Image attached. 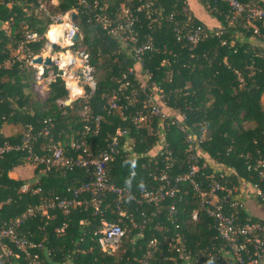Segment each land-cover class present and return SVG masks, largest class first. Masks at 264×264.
<instances>
[{
	"label": "trees",
	"instance_id": "obj_1",
	"mask_svg": "<svg viewBox=\"0 0 264 264\" xmlns=\"http://www.w3.org/2000/svg\"><path fill=\"white\" fill-rule=\"evenodd\" d=\"M199 2L220 21V32L196 18L186 0H87L88 7L79 0H57L53 8L55 13L72 8L76 10L80 33L75 46L89 52L97 78L95 90L86 101L79 99L65 105L58 102L68 94L60 79L48 83V96L44 101H33L24 90L27 81L23 77L27 67L23 59H14L6 64L23 37L24 27L43 35L48 24L52 23L50 15L34 13L37 0H0V126L3 123L20 124L22 129L19 134L10 136L17 139L27 125L37 130L43 125L44 118L52 117L55 138H59L56 131L63 136L73 130L74 137L78 135L76 131L81 124L77 121L78 112L87 104L92 114H104L98 134L92 136L94 150L105 147L108 135L120 129L119 142L130 138L134 151L141 154L128 158L121 151L110 162L108 170L110 183L137 191L142 185H149L150 170L157 171L164 166L161 135L176 158L172 174L184 172L190 164L184 151L185 134L176 123L158 117H151L142 123L134 121L137 112L144 111V92H152L157 100L161 89L165 104L185 117L182 121L185 129L197 136L204 134L205 139L200 143L203 154L198 158L199 164L205 162L207 172L227 170L225 184L228 186L239 185L241 181H258L256 171L248 170L246 166L249 159L253 161L259 155L264 157V45L258 44L264 41V36L260 37V34L264 35V20L257 22L259 34H254L240 17L235 23H228V7L223 1ZM122 5L129 6L138 17L133 27L136 42L126 40V46H122L120 39L108 34L96 19L98 14L116 20ZM138 5L142 8L136 11ZM53 11L50 14H54ZM198 25L209 34L192 43L187 40L186 33ZM43 42L44 38H40L28 44L26 52L38 53ZM147 43L149 47L139 53L143 60L140 69L147 71L150 79L141 83L136 77L134 66L138 67L137 59L131 48ZM130 68L133 71L130 72ZM123 74H127L131 83L129 86L122 85ZM132 88H136L139 95L136 101L130 102ZM112 97L121 107L106 113L105 108ZM244 123H248V127ZM3 138L0 133V142ZM23 155L21 151H13L0 158V219L20 214L30 203H38L41 193L51 191L61 197H70L72 194L68 186L80 185L86 179L84 169L79 167L65 173L52 169L41 172L37 185L21 191L24 181L11 178L8 171L26 162ZM155 156L158 157L157 164L152 161ZM132 171L134 175L130 174ZM35 172H39L37 168ZM259 184L264 190V183L259 181ZM37 186L41 187V191L34 193L33 189ZM179 193H193L191 185L182 182ZM187 198H190L189 194H186ZM188 201L177 202L182 231L186 230V218L195 206ZM170 202L169 198L163 201V208L150 218L142 236H136L134 232L122 240L124 250L119 255L101 252L90 240L88 231L101 227L100 217L91 214L90 208L74 209L68 215V226L60 234L55 232L62 217L60 212L48 224L43 221L44 218L30 220L27 228L33 232L32 240L44 239L45 245L54 246L56 259L61 261L66 259L62 256L63 251L74 249L70 257L74 264H138L150 237L156 236L161 240L164 232L175 230L165 207ZM151 210L148 209V212ZM242 215L246 214L242 212ZM105 218L116 220V215L106 212ZM81 219L82 223L79 222ZM213 233L205 224L196 230L185 231L188 244L193 249L212 244ZM90 245L93 247L91 250ZM78 247L80 249L75 250ZM161 247L165 251L166 245ZM153 261L154 264H172L158 253H155Z\"/></svg>",
	"mask_w": 264,
	"mask_h": 264
},
{
	"label": "built area",
	"instance_id": "obj_2",
	"mask_svg": "<svg viewBox=\"0 0 264 264\" xmlns=\"http://www.w3.org/2000/svg\"><path fill=\"white\" fill-rule=\"evenodd\" d=\"M51 1L37 0V6H34L33 10L39 16L43 13L49 14L52 23L48 24V27L56 24L59 26L57 31L47 37L45 34L41 35L35 30L24 27L23 37L18 41L16 49L11 52L6 64H10L14 59H23L24 66L29 69L34 68L32 77L36 85L46 83L48 86L49 82L60 79L68 91L67 96L72 101L79 99L86 101L95 90L97 78L89 52L83 47L75 46L77 39H74V35L79 36L80 33L76 18H72V12L76 10L72 8L65 12L50 14L48 3ZM221 1L228 7L229 24L235 23L240 17L245 26L250 27L254 34H259L257 22L264 20L263 3L257 0ZM79 2L88 7L87 0H79ZM141 8L142 5H138L135 10ZM137 18L127 5H122L120 15L114 21L96 14V19L103 24L107 33L120 39L122 46L126 40L131 43L136 42V32L133 27ZM216 31L220 32L219 28ZM208 34L198 25L188 29L186 38L196 43ZM40 38H44L40 51L35 54L26 52L28 44ZM52 43L56 44L55 49L51 48ZM148 47L149 43L131 48L136 55L139 68L143 65L139 53ZM36 55H42L43 58L48 55L52 64L48 66L43 63H33L32 58ZM129 71H133L132 68ZM144 76L146 83L150 75L145 71ZM122 78L123 86L131 84L127 74H123ZM161 92L162 90L159 89L160 100H156L152 92H144L142 100L144 111H138L134 121L140 122L158 117L160 120L169 119L171 123H176L185 134L184 151L190 164L184 172L172 174V165L176 158L161 135L164 166L157 171L150 170L149 185H142L137 191H132L127 186L110 183L108 170L110 162L121 151L128 158L141 154L134 151L130 138L122 143L119 142L120 129H117L113 135H108L105 147L94 150L92 136L98 134L104 114H92L87 104H84L78 112L77 121L81 123L76 131L78 135L74 137L72 135L67 143L55 138L52 117L44 118L43 125L37 130L27 125L17 139L2 134L0 130L4 137L0 142V158L6 153L21 151L26 162L32 163L39 172L54 169L65 173L79 167L84 169L86 178L80 185L68 186V191L70 190L72 194L70 197H61L51 191L41 193L38 203H30L20 214L0 219V264H74L70 261L74 249L71 252L63 251L65 254L62 253V256L66 259L62 261L56 259V248L45 245L44 239L32 240L30 237L33 232L27 227L28 221L35 218H44L43 221L48 224L50 220L56 219L57 212H60L62 217L55 228V232L60 234L69 224L68 215L72 214L74 209L81 207L90 208L91 214L100 217V229L88 231L90 240L101 252L112 254L125 237L134 232L136 236L143 235L150 218L163 208V201L167 198L171 199V202L165 207L175 230L172 233L164 232L161 240L156 236L150 237L146 243V251L139 258L138 264H154L155 253H158L163 260H170L172 264H264V190L259 184V181L264 183V157L259 155L253 161L251 159L247 161L246 168L256 171L258 181L241 182H246L252 193H237L234 185L225 184L226 170L217 169L207 172L204 169L205 162L199 164L198 157L202 153L200 143L205 139L204 135L197 136L187 131L182 123L185 120L182 113L169 115V112L160 105L164 102ZM138 95V90L132 88L130 102L136 101ZM58 102L63 103V100ZM120 107L116 98L112 97L105 112L109 113L110 110ZM66 136L68 137L69 133H66ZM152 161L157 164L158 157ZM130 174L134 175L135 172L132 171ZM182 182L189 183L193 193H179ZM28 188L23 185L20 190L25 191ZM39 191H41L39 186L33 189L34 193ZM186 194L190 195L187 200ZM178 201L195 204L186 218L185 231L196 230L200 225L205 224L208 229L214 231L212 244L195 249L189 246L185 231L181 230L178 221ZM251 204L261 210L259 215L248 213L246 206ZM148 209H152L150 213ZM106 212L115 213L116 220H107ZM242 212L246 215H242ZM79 222L82 223L83 220ZM37 228H40V224ZM78 242L79 240L76 241ZM162 245H166L165 251ZM92 248L90 245L89 250ZM79 249L78 247L75 250Z\"/></svg>",
	"mask_w": 264,
	"mask_h": 264
},
{
	"label": "rangeland",
	"instance_id": "obj_3",
	"mask_svg": "<svg viewBox=\"0 0 264 264\" xmlns=\"http://www.w3.org/2000/svg\"><path fill=\"white\" fill-rule=\"evenodd\" d=\"M57 5V0H52L51 2L48 3V10L49 12H51V10L53 11V8ZM121 10H122V6H121ZM120 10V12H121ZM55 11V10H54ZM52 12V13H55V12ZM160 14V12H159ZM50 28V27H49ZM55 28V25H52L50 30H49V35H51V32L53 31V29ZM45 36H46V32L44 33ZM264 35H261L260 34V37H263ZM258 41V40H256ZM130 42V41H129ZM258 44H261V45H264V41H259ZM124 45V43H123ZM126 46V44L124 45ZM264 51V50H263ZM135 71H136V77L137 79L141 82V83H145V76H144V71H141V69L139 67H135ZM27 72H25V75L23 77V79L25 81H27V85L25 86L24 90L26 92L29 93V96L31 97V100H38V101H44L46 99V97L48 96V91H49V88L47 86V84L45 83L44 85L42 84H38L36 85V83L34 82V79L32 77V74L34 72V68H31V70L29 69V67H27ZM69 96H67L65 99H63V103L64 101L68 98ZM159 100V99H158ZM160 102V101H159ZM262 102L264 103V97H262ZM160 105L163 107V109H165L167 112H169V115H174V113H177L178 110L166 105L164 102L163 103H160ZM142 123V121H140ZM10 124V123H8ZM244 125L246 127H248V123H244ZM22 129V126L20 124H11L9 127H7V129H4V133L6 135H9V136H14V135H17L19 134L20 130ZM151 130V128H149ZM203 131H205V128L203 129ZM56 133L58 134L59 136V140L62 142V143H67V141H69L70 137L73 135L74 133V130L73 132H69V136L67 137L66 134H64L63 136L60 134V131H56ZM204 135V134H202ZM202 154H203V151H202ZM22 165H24L25 169H24V174L28 172V170H30V167H29V164L28 163H23ZM217 167H220V166H217ZM227 171V170H226ZM40 173V172H38ZM38 173H31L30 171V176H33L32 178H25V181H31V184L29 185H35V179H39L40 177V174ZM33 182V183H32ZM247 182V181H246ZM246 182H240V184H236L234 185L236 188H237V193H252L251 192V189L247 186ZM247 208V211L250 215H259L261 210L258 208V207H254L253 204H251L250 206H246ZM262 214V213H261ZM264 215V213H263ZM262 215V216H263ZM124 250V247L122 246V244L117 247L114 252L112 254L114 255H119L120 253H122V251Z\"/></svg>",
	"mask_w": 264,
	"mask_h": 264
},
{
	"label": "crops",
	"instance_id": "obj_4",
	"mask_svg": "<svg viewBox=\"0 0 264 264\" xmlns=\"http://www.w3.org/2000/svg\"><path fill=\"white\" fill-rule=\"evenodd\" d=\"M257 1H263L264 0H257ZM186 3L189 7L190 12L196 17L198 18L203 24H205L207 27L209 28H218L220 26V21L213 15H211V13L207 10V8H205L204 5H202L199 0H186ZM11 124L8 123H3L2 126L0 127V130L2 131V134L6 135L4 133V129H7V127H9ZM29 164L30 170H28L27 173L24 174V165L19 164L17 166H14L10 171H8V175L11 178L14 179H21L24 181L25 186L28 187H33V185H29L31 184V181H25V178H32L33 176H30V171L31 173H37L35 172V167L32 163L29 162H25ZM41 175V172L38 173ZM36 180V181H35ZM36 183L35 185H37L39 183V179H35L34 180ZM33 183V182H32ZM22 185V186H23ZM252 191V189H251Z\"/></svg>",
	"mask_w": 264,
	"mask_h": 264
},
{
	"label": "water",
	"instance_id": "obj_5",
	"mask_svg": "<svg viewBox=\"0 0 264 264\" xmlns=\"http://www.w3.org/2000/svg\"><path fill=\"white\" fill-rule=\"evenodd\" d=\"M72 18H73V19L76 18V14H75V12H72ZM74 39H75V40L78 39V35H77V34L74 35ZM51 48H52V49H55V48H56V44H55V43H52V44H51ZM32 62H33V63H38V64L43 63V64L48 65V66H50V65L52 64L51 58H50L48 55H46L44 58L42 57V55H36L35 57L32 58ZM71 101H72V99H71L70 97H68V98L64 101V104L67 105V104H69Z\"/></svg>",
	"mask_w": 264,
	"mask_h": 264
},
{
	"label": "bare ground",
	"instance_id": "obj_6",
	"mask_svg": "<svg viewBox=\"0 0 264 264\" xmlns=\"http://www.w3.org/2000/svg\"><path fill=\"white\" fill-rule=\"evenodd\" d=\"M52 25H55V28H54L53 31L51 32V35H49V30H50V28H51ZM52 25H50V26H49L50 28L47 29V33H46V36H47V37L52 36V35L57 31V29H58V27H59V26L56 25V24H52ZM62 26H64V25H62Z\"/></svg>",
	"mask_w": 264,
	"mask_h": 264
}]
</instances>
